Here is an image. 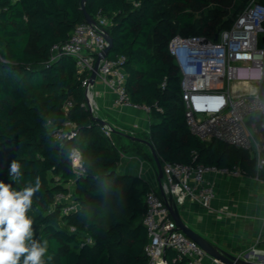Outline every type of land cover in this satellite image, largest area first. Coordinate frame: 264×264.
Masks as SVG:
<instances>
[{
    "label": "trees",
    "instance_id": "trees-1",
    "mask_svg": "<svg viewBox=\"0 0 264 264\" xmlns=\"http://www.w3.org/2000/svg\"><path fill=\"white\" fill-rule=\"evenodd\" d=\"M191 1L208 0H86L85 9L94 20L108 19L112 46L107 57L123 56L126 94L131 104L149 108V142L162 167L166 162L204 163L263 179L264 167L258 169L247 151L219 139L203 141L187 128L168 41L175 34L214 38L236 16L216 26L207 13L175 11ZM80 3L0 0V180L8 182L14 158L23 165L25 181L41 178L30 215L37 238L49 241L51 264H146L144 196L154 188L137 175L117 171L120 149L114 135L103 133L85 105L86 73L78 72L72 55L52 52L85 22ZM67 101L71 105L65 110ZM66 121L74 124V137H54ZM73 147L80 149L86 168L77 176L67 159ZM145 155L155 165L151 151ZM71 180L77 206L63 213L55 195L67 194ZM164 257L165 264H186L170 247Z\"/></svg>",
    "mask_w": 264,
    "mask_h": 264
},
{
    "label": "built area",
    "instance_id": "built-area-1",
    "mask_svg": "<svg viewBox=\"0 0 264 264\" xmlns=\"http://www.w3.org/2000/svg\"><path fill=\"white\" fill-rule=\"evenodd\" d=\"M108 24L104 16H98L95 24L86 21L79 23L67 41L52 47L54 56L61 53L72 55L78 72L86 73L82 84L85 105L91 114L95 105L88 80L96 59L108 44L104 37ZM262 36L263 0H247L232 23L221 28L214 38L199 34H175L167 44L169 56L180 76V95L189 132L203 141L219 139L244 149L255 158L258 169L264 167V157L261 155L264 147L255 132L257 127L264 132ZM122 60L123 56L101 58L96 75L116 93L117 102L134 105L126 94V73L121 65ZM70 105V101L65 102V110ZM142 107L149 112L148 107ZM74 128L73 123L66 121L64 131H55L54 137L63 139L76 134ZM101 130L107 137L111 136L110 126L102 124ZM71 169L76 176L86 172L84 164L82 169H73L72 166ZM162 169L163 180L159 188L149 190L144 196L146 211L143 223L148 237L144 246L146 264H165L164 252L168 247L176 251L178 259L185 258L186 264H206L205 259L209 256L178 229L165 199L156 190L159 189L166 196L172 195L178 207L186 201L208 207L215 197V189L212 182L207 181V174L241 173L237 169L229 170L204 163L166 162ZM68 197V194L61 192L55 195V202L64 205L63 213L74 211L77 206ZM217 264L224 263L217 261Z\"/></svg>",
    "mask_w": 264,
    "mask_h": 264
},
{
    "label": "crops",
    "instance_id": "crops-1",
    "mask_svg": "<svg viewBox=\"0 0 264 264\" xmlns=\"http://www.w3.org/2000/svg\"><path fill=\"white\" fill-rule=\"evenodd\" d=\"M90 92L95 105L92 115L111 127L120 149L117 171L137 175L152 188H159L163 178L157 179L155 165L145 155L149 147L142 141L149 140L150 113L142 106L117 102L116 93L99 78L90 86ZM255 132L259 137L258 128ZM261 155L264 157V148ZM206 178L214 186L215 197L208 207L191 201L181 205L185 223L227 251L251 252L249 258L257 260L264 255V181L257 176L231 173H209ZM66 186L68 200L74 201V180ZM205 263L217 261L207 257Z\"/></svg>",
    "mask_w": 264,
    "mask_h": 264
},
{
    "label": "clouds",
    "instance_id": "clouds-1",
    "mask_svg": "<svg viewBox=\"0 0 264 264\" xmlns=\"http://www.w3.org/2000/svg\"><path fill=\"white\" fill-rule=\"evenodd\" d=\"M74 135L72 133L68 139ZM67 159L73 169L83 168L79 148L70 149ZM22 169L21 162L14 158L8 166V182L0 180V264H51L49 241L37 238L30 215L42 181L39 176L25 181Z\"/></svg>",
    "mask_w": 264,
    "mask_h": 264
},
{
    "label": "water",
    "instance_id": "water-1",
    "mask_svg": "<svg viewBox=\"0 0 264 264\" xmlns=\"http://www.w3.org/2000/svg\"><path fill=\"white\" fill-rule=\"evenodd\" d=\"M85 1L86 0H81V3H80V7H81V10L83 11L85 21L89 24H95L96 20H94L88 14V12L85 9ZM104 37H105L108 44H107L106 48L100 53V55L96 59V62L94 64V70L90 74L89 80H88L90 85H93L95 83V80L97 79L96 73H97V69H98V65H99V60L108 55V53L110 52L111 46H112V37L109 34V32L105 31ZM261 41H262V44H264V36H262ZM92 117L94 119H96L100 124H103V121L100 120L99 118H97L93 115H92ZM255 130L257 131V128H255ZM128 137H131V136H128ZM259 137H260V140H261L263 147H264V136H263V134L260 133ZM142 141L149 147V149L151 151V154H152V156L154 158V162H155L157 179L159 181H161V179L163 178V169H162V165L158 159V156H157L152 144L149 142V140H142ZM162 196L165 199V203L167 205L169 214L172 217V219L174 220L178 229L180 231H182L188 238L195 241L206 252V254L210 258H212L216 261H219L221 263H224V264H264V255H259V258L257 260H251L249 258L251 252H246L244 254H234V253H231V252L227 251L226 249L220 247L219 245L207 240L205 237H203L201 234L196 232L194 229H192L190 226H188L185 223V221L183 219L182 212L180 210V207H178L175 204L172 195L166 196L164 193H162Z\"/></svg>",
    "mask_w": 264,
    "mask_h": 264
},
{
    "label": "rangeland",
    "instance_id": "rangeland-1",
    "mask_svg": "<svg viewBox=\"0 0 264 264\" xmlns=\"http://www.w3.org/2000/svg\"><path fill=\"white\" fill-rule=\"evenodd\" d=\"M246 1L247 0H208L206 4L191 1L187 5H179L175 8V11H185L195 16H201L207 13L211 18H216L214 23H216V26H219L223 21L234 17ZM147 152L150 155V149H148Z\"/></svg>",
    "mask_w": 264,
    "mask_h": 264
}]
</instances>
